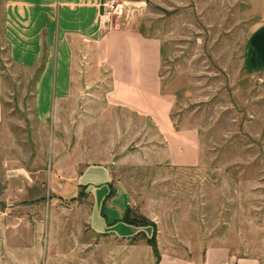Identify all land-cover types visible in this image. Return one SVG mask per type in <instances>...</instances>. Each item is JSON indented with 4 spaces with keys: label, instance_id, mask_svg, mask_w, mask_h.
I'll return each mask as SVG.
<instances>
[{
    "label": "rangeland",
    "instance_id": "rangeland-1",
    "mask_svg": "<svg viewBox=\"0 0 264 264\" xmlns=\"http://www.w3.org/2000/svg\"><path fill=\"white\" fill-rule=\"evenodd\" d=\"M258 5L113 3V28L158 41L172 121L196 131L199 163L179 167L151 121L106 103L109 71L83 63L82 52H74L81 64L68 95L39 101L42 113L53 104L50 122L40 123L35 72L9 62L0 0V264H159L171 256L200 264L208 247L264 264V71L249 73L243 55ZM89 164L110 168L131 196V216L153 224L149 236L91 231L94 194L91 202L76 181ZM98 201L94 220L105 222L108 200Z\"/></svg>",
    "mask_w": 264,
    "mask_h": 264
},
{
    "label": "crops",
    "instance_id": "crops-1",
    "mask_svg": "<svg viewBox=\"0 0 264 264\" xmlns=\"http://www.w3.org/2000/svg\"><path fill=\"white\" fill-rule=\"evenodd\" d=\"M103 1L3 0V36L11 62L25 69L41 66L34 80L36 117L42 124L50 122L53 104L48 112L42 113L38 103L41 99L55 101L68 95L74 68L81 64L74 52H82L83 63L86 59L87 64L94 61L109 71L106 103L151 121L165 141L171 165L196 166L199 163L196 131L175 128L171 118L173 99L162 91L159 78L162 48L156 39L143 37L141 30L113 28L102 17ZM258 14L260 23L248 37L243 52L245 68L251 74L264 71V0H259ZM1 119L0 80V122ZM76 181L89 194L91 202L94 194L92 215L88 218L93 233L119 238L149 236V227L122 221L132 205L131 196L125 188L113 184L108 166L89 164L78 173ZM111 191L113 196L107 198ZM98 198L103 204L108 200L104 207L105 222L94 220V210H99ZM159 264L195 263L171 256L161 258ZM200 264L260 263L254 257H237L227 247H208Z\"/></svg>",
    "mask_w": 264,
    "mask_h": 264
},
{
    "label": "trees",
    "instance_id": "trees-1",
    "mask_svg": "<svg viewBox=\"0 0 264 264\" xmlns=\"http://www.w3.org/2000/svg\"><path fill=\"white\" fill-rule=\"evenodd\" d=\"M140 33L142 34L143 37L146 38V35L140 31ZM9 59V62L10 64L12 65H15L11 62L10 58ZM20 67V66H18ZM41 69V66H38V67H35L34 69V74L36 76L37 72ZM2 79V78H1ZM175 128H179V126L175 125ZM113 196V192L111 191L109 193V195L107 196V198H110ZM122 221L126 224H129V225H133V226H138V227H148V226H152L153 224L150 222L149 219H147L146 217L144 216H131V212H130V208H127V210L125 211L123 217H122Z\"/></svg>",
    "mask_w": 264,
    "mask_h": 264
},
{
    "label": "built area",
    "instance_id": "built-area-1",
    "mask_svg": "<svg viewBox=\"0 0 264 264\" xmlns=\"http://www.w3.org/2000/svg\"><path fill=\"white\" fill-rule=\"evenodd\" d=\"M116 0H104L101 4L102 7V17L105 18V21L108 22V15L110 10L113 8V3Z\"/></svg>",
    "mask_w": 264,
    "mask_h": 264
}]
</instances>
